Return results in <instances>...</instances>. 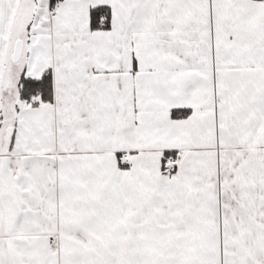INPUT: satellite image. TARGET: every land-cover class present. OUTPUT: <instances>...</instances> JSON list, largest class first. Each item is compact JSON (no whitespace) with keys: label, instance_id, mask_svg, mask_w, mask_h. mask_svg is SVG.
<instances>
[{"label":"snow or ice","instance_id":"snow-or-ice-1","mask_svg":"<svg viewBox=\"0 0 264 264\" xmlns=\"http://www.w3.org/2000/svg\"><path fill=\"white\" fill-rule=\"evenodd\" d=\"M0 264H264V0H0Z\"/></svg>","mask_w":264,"mask_h":264}]
</instances>
